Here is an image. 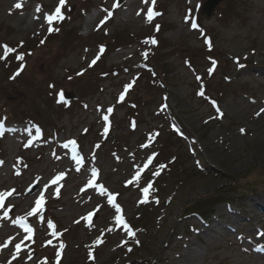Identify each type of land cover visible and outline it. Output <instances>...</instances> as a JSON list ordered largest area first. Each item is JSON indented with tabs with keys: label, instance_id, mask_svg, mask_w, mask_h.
Wrapping results in <instances>:
<instances>
[{
	"label": "rangeland",
	"instance_id": "obj_1",
	"mask_svg": "<svg viewBox=\"0 0 264 264\" xmlns=\"http://www.w3.org/2000/svg\"><path fill=\"white\" fill-rule=\"evenodd\" d=\"M122 1L113 8L117 0H66L65 18L52 24L59 31L49 33L44 15L58 0H22L21 8L14 7L18 0H0V45L15 49L0 60V127L6 129L0 135V192L15 189L0 207V264H136L139 258L251 264L264 254V190L217 204L207 221L193 213L200 208L184 215L183 204L214 195L227 174L264 171V112L256 115L264 109V0H222L209 17L201 8L205 0H156L153 10L160 15L150 23L144 14L151 0ZM108 11L111 17L100 25ZM147 38L158 43L146 44ZM101 46L105 51L89 67ZM63 92L74 98L61 99ZM73 140L85 158L79 170L63 148ZM196 150L204 171L196 166ZM153 154L139 181L126 185ZM162 161L169 169L157 183L168 189L159 197L150 175ZM93 168L107 192L118 193L135 236L114 224L97 187L82 190ZM60 173L63 178L52 184ZM178 179L186 185L176 189ZM149 182L147 203H141ZM32 183L36 188L26 193ZM41 192L43 213L27 217L35 234L28 240L12 221L26 216ZM90 210L94 215L86 222ZM49 219L59 235L52 236Z\"/></svg>",
	"mask_w": 264,
	"mask_h": 264
},
{
	"label": "snow or ice",
	"instance_id": "obj_2",
	"mask_svg": "<svg viewBox=\"0 0 264 264\" xmlns=\"http://www.w3.org/2000/svg\"><path fill=\"white\" fill-rule=\"evenodd\" d=\"M143 2L147 5L149 4V0H143ZM155 2L156 0H151V6L147 7V11L146 13L144 14L145 15V19H146V22H151L155 16L157 15H160V13L158 12H154L153 10V7L155 5ZM66 4V0H58V4L57 6L55 7V9L53 10V12H51L50 14H45L44 15V20L47 22V24L49 25L48 27V32L49 33H52L54 31L58 32L59 29L57 28H54L52 26L53 24V21H62L65 17L63 16L62 14V8L64 7V5ZM15 8H21L22 7V0H18V2L14 5ZM113 8H116L118 7V0L116 3H113L112 5ZM37 11L40 10L39 6L37 7L36 9ZM107 11V10H105ZM112 15V12L111 11H108L107 12V16L105 17V19H102L99 23L100 25H103L105 23V20L109 17H111ZM137 15H141L140 12H137ZM191 27L193 29H197L198 28V24L193 21L191 22ZM159 28L160 26L159 25H156V28L155 30L156 31H159ZM45 41L41 40V44H43ZM144 43L146 44H152V45H155L158 43V41L155 39V38H147ZM204 43L206 45H209L210 47V41L208 39H205ZM0 48L3 49V54L0 55V60H4L7 58V56L14 52L15 49L9 47L8 45H0ZM105 51L104 47L101 46L100 49H99V54L96 55L89 63V67H92L93 65L96 64L97 60L100 58V55L103 54V52ZM142 55H144L145 57L147 56V52H144L142 53ZM16 59L17 60H23L24 57L23 55H17L16 56ZM212 64L214 65L215 64V61L213 60L212 61ZM23 68V65H21V69L22 70ZM20 70H17V72L14 74L13 77H10V79L14 78L15 76L19 75L20 74ZM208 72L209 74H211L213 72V68L210 67L208 69ZM83 73H77V75H82ZM197 80L200 79L199 76L196 77ZM132 87V84L129 83V84H126L124 86V89H123V92L120 93V96H119V100L118 102H122L124 100V96L125 94L128 92L129 89H131ZM61 99L63 98V94H59ZM198 95H201L203 96L204 93L203 91L201 92H198ZM213 107L216 109V112L218 114V117L219 118H222L223 116V113L221 112V110L219 109V107L216 105V102L215 101H212L211 102ZM113 111V108L109 107L106 112L107 113H111ZM261 112H264V109H261L260 112H257L256 115H260ZM102 120L104 121V133L107 134L108 132V120H109V117L107 114L103 115L102 117ZM2 126V125H0ZM241 133L243 134L244 133V129H240ZM37 135H39V132H37ZM152 135H156V134H152ZM151 138V137H150ZM68 143L72 144L73 147H75L76 145V142L73 140V141H68ZM147 145H142V147H146ZM25 147H28V144H25ZM96 147H99V145H97ZM154 156L155 154L151 155V156H148L145 163L143 164V168H140V167H137L136 168V171H135V174L133 175L132 179L129 180V181H126V185L127 184H131L133 182H138L140 177H141V174H142V171L143 169H147L148 166L152 163V160L154 159ZM3 162L0 161V164H2ZM76 163L79 165L82 163V158H76ZM165 167V165H159L158 166V170L153 172V175L154 176H158L160 174V169H163ZM79 170V169H77ZM98 173H97V170L95 168H93L91 170V176L93 179H89L88 180V185L89 186H92L93 184V180L97 177ZM64 176V173H60L59 175L56 176L55 179H53L51 181L52 184H56L58 180L62 179ZM48 188V185L45 184V189ZM152 188V184L151 182H149L147 184V186H145L144 188L141 189V191L144 193V198L140 201L141 203H147V194L149 193V191L151 190ZM98 190H99V193L103 196V195H106L107 196V203L108 205H111L113 208H114V221H115V224L116 225H121L126 231H127V234L129 236H134L135 233L130 229L129 225L127 224V222L125 221L123 215H122V209L121 207L114 203L115 201V198L118 194H114V193H110V192H107L106 188L103 186V185H100L98 186ZM15 191V189H11V190H8V191H4V192H0V207H3L4 206V201L7 197L11 196L13 194V192ZM158 202V201H157ZM44 204H45V198H44V195H43V192H41L38 197L35 199L34 201V206L31 207V210L28 211L26 213V216L24 217H17L15 220H13L12 222L15 223V224H18L26 233L29 234V236L27 238H31V235L33 233V228L29 226V224L26 222L27 221V217H32V216H36L37 214H40L43 212V207H44ZM94 215V213H89L88 214V217H86L85 219H89ZM8 217V212L5 211L4 212V218H7ZM39 219L42 221L43 220V216L40 215L39 216ZM47 226L49 229H52V236H57L59 235L56 231H55V224L53 223L52 220H48L47 221ZM108 231H111V229H107ZM23 241H21L22 243ZM51 241H49L50 243ZM21 243H16L15 244V248L17 250V252H19L20 248H21ZM97 244L99 243H102V241L98 238L97 241H96ZM137 243H139V241H137ZM6 246V245H5ZM59 248L60 249H63L64 248V244L61 242L60 245H59ZM129 251H131V249H129ZM60 256V251L58 250L57 251V257ZM92 256V253L89 252V257L91 258Z\"/></svg>",
	"mask_w": 264,
	"mask_h": 264
},
{
	"label": "trees",
	"instance_id": "obj_3",
	"mask_svg": "<svg viewBox=\"0 0 264 264\" xmlns=\"http://www.w3.org/2000/svg\"><path fill=\"white\" fill-rule=\"evenodd\" d=\"M200 163L205 165L203 159L198 157ZM225 182L216 193L209 197L212 199L209 203L208 201H204L202 199L197 202L200 208L208 213L210 211V207H214L216 203H220L223 200H228L230 197H237L243 191L248 193H256L260 190H264V171L260 169L258 171H254V168L250 167L243 172L240 173H231L224 176ZM186 183L181 179L176 180L173 186L176 188L184 187ZM263 188V189H262ZM208 199V200H209ZM202 203V204H201ZM209 205V206H208ZM187 205L185 206L187 210ZM204 211L202 212L204 216ZM137 255V254H136Z\"/></svg>",
	"mask_w": 264,
	"mask_h": 264
},
{
	"label": "water",
	"instance_id": "obj_4",
	"mask_svg": "<svg viewBox=\"0 0 264 264\" xmlns=\"http://www.w3.org/2000/svg\"><path fill=\"white\" fill-rule=\"evenodd\" d=\"M221 0H207L204 3L203 10L209 16L213 10V8L219 3Z\"/></svg>",
	"mask_w": 264,
	"mask_h": 264
},
{
	"label": "bare ground",
	"instance_id": "obj_5",
	"mask_svg": "<svg viewBox=\"0 0 264 264\" xmlns=\"http://www.w3.org/2000/svg\"><path fill=\"white\" fill-rule=\"evenodd\" d=\"M251 264H264V254L263 255H257V259L253 260V262Z\"/></svg>",
	"mask_w": 264,
	"mask_h": 264
}]
</instances>
